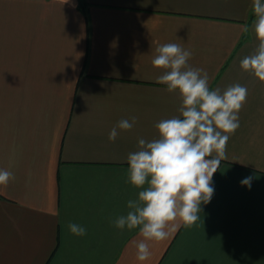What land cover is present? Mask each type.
Listing matches in <instances>:
<instances>
[{"label":"crops","instance_id":"1","mask_svg":"<svg viewBox=\"0 0 264 264\" xmlns=\"http://www.w3.org/2000/svg\"><path fill=\"white\" fill-rule=\"evenodd\" d=\"M253 17L252 0H0V168L15 176L0 185V264H264V83L240 67ZM164 43L191 50L211 90L248 95L199 220L140 262L138 230L114 221L138 198L127 155L179 115L151 63Z\"/></svg>","mask_w":264,"mask_h":264},{"label":"clouds","instance_id":"2","mask_svg":"<svg viewBox=\"0 0 264 264\" xmlns=\"http://www.w3.org/2000/svg\"><path fill=\"white\" fill-rule=\"evenodd\" d=\"M67 3V0H66ZM252 28L258 46L240 61V67L264 83V0H252ZM247 33L249 26L244 25ZM191 50L177 43H164L155 49L151 61L161 70L156 81L169 93H178L179 115L155 123L158 136L150 141L141 138L138 148L126 159V182L138 189V198L127 201V214L117 217V229L138 230L141 237L133 241L136 259L151 256L149 242L168 239L181 226L190 227L200 218L201 205L214 195L213 177L227 159V144L240 126L239 113L247 101L248 90L239 83L223 92L211 90L209 75L188 61ZM136 117L121 119L109 132L115 141L120 130H131ZM14 173L0 168V185L7 186ZM252 177L241 181L251 187ZM69 231L84 236L86 229L69 223Z\"/></svg>","mask_w":264,"mask_h":264},{"label":"trees","instance_id":"3","mask_svg":"<svg viewBox=\"0 0 264 264\" xmlns=\"http://www.w3.org/2000/svg\"><path fill=\"white\" fill-rule=\"evenodd\" d=\"M81 1V4L83 3V0H80Z\"/></svg>","mask_w":264,"mask_h":264}]
</instances>
